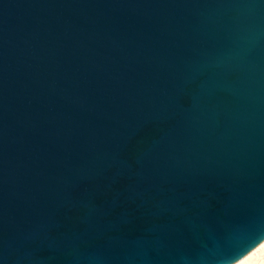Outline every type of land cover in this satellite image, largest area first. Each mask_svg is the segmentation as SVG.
Masks as SVG:
<instances>
[{
	"label": "water",
	"instance_id": "95a60500",
	"mask_svg": "<svg viewBox=\"0 0 264 264\" xmlns=\"http://www.w3.org/2000/svg\"><path fill=\"white\" fill-rule=\"evenodd\" d=\"M258 241L264 0H0V264Z\"/></svg>",
	"mask_w": 264,
	"mask_h": 264
},
{
	"label": "bare ground",
	"instance_id": "6f19581e",
	"mask_svg": "<svg viewBox=\"0 0 264 264\" xmlns=\"http://www.w3.org/2000/svg\"><path fill=\"white\" fill-rule=\"evenodd\" d=\"M243 264H264V242L246 258Z\"/></svg>",
	"mask_w": 264,
	"mask_h": 264
},
{
	"label": "clouds",
	"instance_id": "9594fccd",
	"mask_svg": "<svg viewBox=\"0 0 264 264\" xmlns=\"http://www.w3.org/2000/svg\"><path fill=\"white\" fill-rule=\"evenodd\" d=\"M261 243V241H258L250 250H248L246 253L242 254L239 256V258H237L234 261V264H243V262L246 260V258L252 254V252L255 250L256 247L259 246V244Z\"/></svg>",
	"mask_w": 264,
	"mask_h": 264
}]
</instances>
